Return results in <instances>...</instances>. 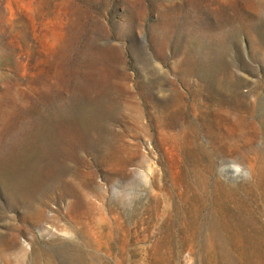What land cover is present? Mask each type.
<instances>
[{
	"label": "rangeland",
	"instance_id": "obj_1",
	"mask_svg": "<svg viewBox=\"0 0 264 264\" xmlns=\"http://www.w3.org/2000/svg\"><path fill=\"white\" fill-rule=\"evenodd\" d=\"M0 150V264H264V0H0Z\"/></svg>",
	"mask_w": 264,
	"mask_h": 264
},
{
	"label": "clouds",
	"instance_id": "obj_2",
	"mask_svg": "<svg viewBox=\"0 0 264 264\" xmlns=\"http://www.w3.org/2000/svg\"><path fill=\"white\" fill-rule=\"evenodd\" d=\"M234 170L237 176H239L242 172V169L239 165H234ZM245 178H247V173H244Z\"/></svg>",
	"mask_w": 264,
	"mask_h": 264
},
{
	"label": "bare ground",
	"instance_id": "obj_3",
	"mask_svg": "<svg viewBox=\"0 0 264 264\" xmlns=\"http://www.w3.org/2000/svg\"><path fill=\"white\" fill-rule=\"evenodd\" d=\"M238 122H240V121H238ZM242 124V123H241ZM2 150H3V147H2ZM1 151V150H0ZM22 151V150H21ZM24 151V150H23ZM26 155V154H25ZM1 166V165H0ZM27 174V173H26ZM28 178H30V177H28ZM38 209H40V208H38ZM42 211V210H41ZM40 215V214H39ZM42 215V214H41ZM242 218V217H241ZM36 219V218H35ZM245 221V220H244ZM247 221V220H246ZM250 221V220H249ZM241 224V223H240ZM252 224V223H251ZM238 242V241H237Z\"/></svg>",
	"mask_w": 264,
	"mask_h": 264
}]
</instances>
